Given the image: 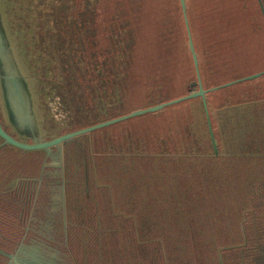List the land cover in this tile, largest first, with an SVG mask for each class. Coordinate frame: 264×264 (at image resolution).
Here are the masks:
<instances>
[{"label": "trees", "instance_id": "obj_1", "mask_svg": "<svg viewBox=\"0 0 264 264\" xmlns=\"http://www.w3.org/2000/svg\"><path fill=\"white\" fill-rule=\"evenodd\" d=\"M185 4L204 88L264 71L258 0ZM0 22L42 140L64 128L59 106L103 119L123 114L117 98L146 107L197 89L179 0H0ZM206 103L212 136L200 98L86 135L107 193L82 201L93 264H264V76Z\"/></svg>", "mask_w": 264, "mask_h": 264}, {"label": "flooded vegetation", "instance_id": "obj_2", "mask_svg": "<svg viewBox=\"0 0 264 264\" xmlns=\"http://www.w3.org/2000/svg\"><path fill=\"white\" fill-rule=\"evenodd\" d=\"M255 73L258 72L251 74ZM251 74H247L222 84L239 80ZM261 77L210 91L205 95V99L207 100V96L216 91L231 88L245 82H256ZM200 80L202 84L201 76ZM194 84L197 85V89L189 91L187 94L198 90L197 77ZM222 84L209 88H204L202 84V87L204 90H209L221 86ZM62 100L63 98L61 97L60 101ZM124 106H132V104H125ZM150 106L137 109L127 107L121 112L123 114L103 119H98L94 115L89 116V119H87V117H84L83 115L76 114L74 119L71 120L66 118L68 113H66L65 107L62 108L59 106L61 112H65H62L58 116L60 123L57 124H60L61 126L62 124H65V126H63L64 128L60 129L55 136L51 138L47 136L43 141H48L64 134L84 129ZM206 109L207 111H205L204 108L207 125L208 128L212 130L207 103ZM139 116L100 127L89 133L113 125H120L123 122H127ZM50 126L52 128L56 127V125L52 123ZM5 130L8 132V129ZM86 135L89 136L88 133H85L71 141H67L63 145L56 146V148L49 151L48 155L46 152L34 154L33 152L24 151L10 145L4 146L2 144L3 140L0 139V249L3 251L0 252V264H14L10 257L3 254L5 252L10 255H16L17 257L31 259L29 254L36 253L37 251L35 249H38L41 253H44V255L54 254L60 264H73L74 260L72 259V256L62 250V247H66V244L68 247L73 245L72 248L75 252L74 256L76 264H93V261L90 258V255L92 254L91 250L87 247L90 240L94 239V236L90 231V233H83L82 229H80L84 226V223H87L86 219L88 221L89 218V215L84 213L82 207V201L85 199V180L87 181L86 183H88L87 193L89 191L88 196L90 198L85 199L84 205L88 206L92 204L93 206H97L95 204H98L100 200L107 199V193L106 189H103L102 191L99 189L97 190L96 187L92 185L90 177L92 176V171L94 169L91 171L92 165L89 161L92 138L86 137ZM27 142H29V140H27ZM11 160H15L18 164L25 163L24 169L18 171L12 169V167L9 166ZM40 177L41 180H38ZM92 189H94L93 195L96 196L97 201H99L97 203H95V198L91 195ZM101 204L104 211H107L106 206L104 205V200L103 202L101 201ZM64 208H66V216L64 214ZM73 211H75L74 215H72ZM102 220L104 221V224H107L108 217ZM86 250L91 254L86 253ZM71 251L72 249H70V252Z\"/></svg>", "mask_w": 264, "mask_h": 264}, {"label": "water", "instance_id": "obj_3", "mask_svg": "<svg viewBox=\"0 0 264 264\" xmlns=\"http://www.w3.org/2000/svg\"><path fill=\"white\" fill-rule=\"evenodd\" d=\"M179 1L185 22V28L188 37V46L195 67L198 90L191 92L187 95L159 103L154 106L132 111L129 114L105 122H101L99 124L84 129H80L71 133L64 134L62 136L53 138L48 141H43L40 135L38 134L39 126L36 119L32 93L29 90L27 79L21 71L20 64L16 59L14 52L11 49V46L6 37V33L0 22V114L4 124L3 126V124L0 122V139L3 140L2 144L10 145L15 148H19L21 150L29 151V152L42 151V152H46L48 155L51 149L56 148V146L63 145L67 141H71L80 135L89 133L95 129H98L100 127L121 120H125L128 118H132L150 112H155L164 107L180 103L190 98L200 97L203 102L205 111H207L205 95L208 92L223 87H227L242 81L253 80L264 75V71H261L255 74L248 75L239 80L228 82L222 84L221 86H217L209 90H204L200 80V75L198 70V60L195 53L193 40L188 24L185 0H179ZM258 2L260 4V8L264 15L261 1L258 0ZM27 101H29L28 106H27ZM29 122H31L32 126H30ZM4 128L8 129V132ZM27 140H29V142H27ZM38 180H41V177ZM64 214L66 216V208H64ZM0 252L3 251L0 249ZM3 254H6L7 257H10V259L13 260L14 264H59V262L57 261L54 255L46 256L44 255V253H41L39 250L36 253L29 254L31 256V259L17 257L16 255H10L9 253L6 252Z\"/></svg>", "mask_w": 264, "mask_h": 264}, {"label": "rangeland", "instance_id": "obj_4", "mask_svg": "<svg viewBox=\"0 0 264 264\" xmlns=\"http://www.w3.org/2000/svg\"><path fill=\"white\" fill-rule=\"evenodd\" d=\"M260 71H262V70H260ZM256 72H259V71H256ZM248 74V73H247ZM107 95V97H109V93L108 94H106ZM110 99V98H109ZM86 102H89V103H95L93 100H91V98H86ZM28 104H29V101H27V106H28ZM126 103H125V101L123 100V99H121V100H119V98H117L116 100H115V102L113 103V105L112 106H109V107H112L113 108V110L116 112V113H121L122 111H124V109H126L127 107H129V108H134V109H137V108H142L143 106H145V105H141V104H137L136 106H124ZM134 105V104H133ZM86 111H88V109H85V112ZM30 123V126H32V124H31V122H29ZM11 150V149H10ZM59 150V149H58ZM90 151H92V145H90ZM260 162V166H262V167H264V160H261V161H259ZM25 164V163H24ZM23 163H21V164H18L15 160H11L10 161V165L9 166H11L12 167V169H14L15 171H18V170H21V169H24V165ZM103 175V174H102ZM261 190V188H257V190L255 189V191L257 192V194L260 196L261 194H262V191H260ZM83 202H84V200H83ZM92 219H94V216H89V218H88V223H84V226H82L81 228H85V227H87V229L89 230V225H87V224H90L91 223V220ZM95 220V219H94ZM101 218H99V225L96 227V230H97V228L99 227V228H104V221L103 220H101ZM107 222H108V226L110 225V221L109 220H107ZM95 223H96V221H94V225H95ZM93 225V226H94ZM95 227V226H94ZM80 228V229H81ZM93 231H94V229H92ZM92 235H94V234H92ZM86 236V235H85ZM79 241V240H78ZM73 245H71L70 247H68V245H66V247L64 246V248L62 247V250L64 251V252H67V253H69L71 256H72V259L74 260V262H73V264H76V259H75V252L73 251ZM70 249H72V251L70 252ZM37 252H38V250L37 249H35ZM34 251V250H33ZM69 251V252H68ZM74 253V254H73ZM52 255H54V254H52ZM46 256H50V255H46ZM68 258V257H67ZM69 261V260H68ZM60 264V263H59Z\"/></svg>", "mask_w": 264, "mask_h": 264}]
</instances>
